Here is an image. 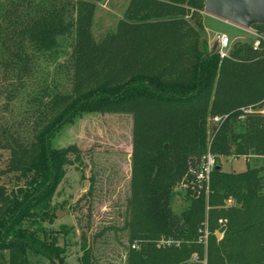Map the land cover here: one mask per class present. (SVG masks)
Wrapping results in <instances>:
<instances>
[{
	"label": "trees",
	"instance_id": "16d2710c",
	"mask_svg": "<svg viewBox=\"0 0 264 264\" xmlns=\"http://www.w3.org/2000/svg\"><path fill=\"white\" fill-rule=\"evenodd\" d=\"M18 1L1 34L3 79L7 66L16 71L19 86L26 79L37 87L39 59L55 55L58 39L72 36L64 62L69 92L52 96L39 118L26 114L0 126V150L8 154L0 176L13 180L9 191L0 184V264H29V250L51 264L63 263V252L39 238L37 220L54 219L55 189L64 168L79 159L75 146L56 150L52 140L88 110L132 119L124 229L128 243L139 249L128 250L126 264H264V169L226 173L215 163L207 181L199 177L206 155L264 156V116L244 112L264 101V26L252 27L261 38L257 48L244 43L220 59L200 42L198 13L205 0H129L115 33L101 43L91 33L100 0ZM60 109L67 114L54 111ZM238 123L247 130L245 139L234 138ZM182 178L195 197L177 215L172 191ZM228 200L234 206L226 207ZM206 218L212 235L204 249L196 239ZM219 220L225 221L221 240L213 234ZM160 237L188 243L157 248ZM81 240L85 244L84 235ZM90 258L84 250L80 264H93Z\"/></svg>",
	"mask_w": 264,
	"mask_h": 264
},
{
	"label": "rangeland",
	"instance_id": "374dc122",
	"mask_svg": "<svg viewBox=\"0 0 264 264\" xmlns=\"http://www.w3.org/2000/svg\"><path fill=\"white\" fill-rule=\"evenodd\" d=\"M18 3V0H0V41L5 18L6 33L10 24L7 12L12 6H18ZM128 3L129 0H100L95 3L91 33L96 43H101L115 33ZM198 14L203 27L200 42H206L208 53L213 51L214 40L219 35L229 39L228 55L244 43L252 44L257 36L253 29H241L225 23L206 15L204 10ZM190 18L191 16L185 17L192 25ZM71 41L72 36L58 39L56 54L39 59L34 77L37 87H32L26 79L22 80L24 83L20 87L16 71H11L7 66L5 81V75L0 70V126L18 121L26 114L39 118V113L49 108L46 104L52 96L69 92L64 62L69 55ZM43 88L45 89L41 92ZM86 95H90V92L86 91ZM54 111H60V116L67 114L65 109ZM212 122L219 124L214 120ZM211 126L209 124V130ZM131 133V116L97 114L88 110L73 116L55 134L51 145L53 149L62 150L75 146L79 151L78 161L64 168L65 176L52 197L50 212L54 219L49 222L37 220L42 229V232L38 231L39 238L43 242L54 243L63 252L62 264H80L84 250L90 253L93 264H126L127 252L136 243H128V233L124 229L126 207L130 198ZM247 135L245 126L238 123L234 138L245 139ZM255 142L259 143V138ZM7 157L8 154L0 150V171L4 168ZM212 158L227 173H241L248 168L264 169V156H258L253 151L248 156ZM70 159L73 160V157ZM261 175L264 176V172ZM0 184L5 185L8 191L13 188L11 177L0 176ZM187 186L182 178L173 188L171 209L177 215L195 197ZM225 206H234V202L228 200ZM27 225L28 222L24 224L29 227ZM221 229L219 226L213 234L218 232L223 235ZM43 234L48 237L47 241L43 240ZM82 235L85 236V244L81 240ZM166 240L188 243L172 237H160L154 243L157 245ZM40 253L38 250H29V264H51Z\"/></svg>",
	"mask_w": 264,
	"mask_h": 264
},
{
	"label": "water",
	"instance_id": "95a60500",
	"mask_svg": "<svg viewBox=\"0 0 264 264\" xmlns=\"http://www.w3.org/2000/svg\"><path fill=\"white\" fill-rule=\"evenodd\" d=\"M204 13L241 29L264 26V0H205ZM216 43L213 44V50ZM220 169L217 165L216 170ZM220 239L221 234L215 235Z\"/></svg>",
	"mask_w": 264,
	"mask_h": 264
},
{
	"label": "built area",
	"instance_id": "2783aa9c",
	"mask_svg": "<svg viewBox=\"0 0 264 264\" xmlns=\"http://www.w3.org/2000/svg\"><path fill=\"white\" fill-rule=\"evenodd\" d=\"M255 40L252 43L254 48H257L259 45V41L261 40V38L257 35L255 36ZM214 43H216V48L214 49V51L216 52V54L219 56L220 59H225L228 57V47L230 46V42L229 39L225 36L219 35L215 38ZM245 113H257L259 115L264 116V101L262 102L261 107L256 108V109H248L246 111H244ZM215 122H219V118H214L213 119ZM202 172L199 175V177L201 179L205 178V180H208V174L210 173V171L213 169V167L215 166V162L213 160V158L210 155H206L205 157H203L202 159ZM219 226L223 229L224 225H225V221L223 220H219L218 221ZM218 234V232H215V235ZM221 234V233H220ZM210 236V231L208 229V221L207 218L205 219V221L202 223L201 227L199 228V230L197 231V239H196V243L202 247H204L206 249L207 244H208V239ZM222 234L220 239H222ZM170 246H175L178 247L179 243L171 241V240H166L164 242H161L160 244L157 243V248L160 247H170ZM132 250H138V245L136 243H134L131 246ZM197 257L194 255L192 256L191 260L192 261H196Z\"/></svg>",
	"mask_w": 264,
	"mask_h": 264
},
{
	"label": "crops",
	"instance_id": "0c3cea01",
	"mask_svg": "<svg viewBox=\"0 0 264 264\" xmlns=\"http://www.w3.org/2000/svg\"><path fill=\"white\" fill-rule=\"evenodd\" d=\"M255 40V39H254ZM227 173V172H226Z\"/></svg>",
	"mask_w": 264,
	"mask_h": 264
}]
</instances>
